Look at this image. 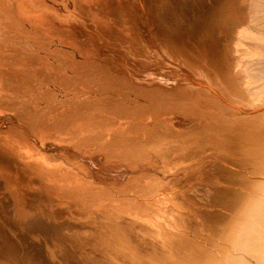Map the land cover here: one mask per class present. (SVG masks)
I'll return each instance as SVG.
<instances>
[{
	"label": "bare ground",
	"instance_id": "6f19581e",
	"mask_svg": "<svg viewBox=\"0 0 264 264\" xmlns=\"http://www.w3.org/2000/svg\"><path fill=\"white\" fill-rule=\"evenodd\" d=\"M166 2L0 0V264H264V0Z\"/></svg>",
	"mask_w": 264,
	"mask_h": 264
},
{
	"label": "rangeland",
	"instance_id": "374dc122",
	"mask_svg": "<svg viewBox=\"0 0 264 264\" xmlns=\"http://www.w3.org/2000/svg\"><path fill=\"white\" fill-rule=\"evenodd\" d=\"M174 0H167V2L166 3H168V6H169V8H173V6H174V4H175V6H176V3H174L173 2ZM193 1H200V0H193ZM173 2V3H172ZM172 5V6H171ZM73 8V10H71L72 11V13H73V11H74V13L73 14H75V16H76V14H77V16H78V18H80V14H81V12L79 11V9L78 8H76V7H72ZM70 9H71V7H70ZM75 11H76V13H75ZM78 12V13H77ZM161 12H163V10H161ZM85 13V12H84ZM82 15V19H84V21L87 23L88 21H89V23L88 24H94V21L92 22V18L90 17V15H88V14H81ZM75 16H73V18L72 17H69V20L68 21H70V22H73V21H76L78 18H76ZM89 17V18H88ZM72 18V19H71ZM91 18V19H90ZM75 19V20H74ZM87 19V20H86ZM116 19H118L117 17H115L114 15H111L110 16V18H109V20L112 22L113 20H116ZM186 24H187V22H185ZM129 36V34H127V37ZM128 39H129V37H128ZM141 40H143V38H141L140 40H139V43H138V47H139V49L140 50H153V51H155V52H157V53H159V54H164V53H166V54H168L169 53V50H167L166 48H164V47H162V46H160L159 44H155V43H152V44H148L147 43V41L146 40H144V42H140ZM136 42H137V40H136ZM140 46H142L143 48H140ZM147 46V47H146ZM135 50V49H134ZM80 84V85H79ZM78 85V87L80 86V88L81 87H83V86H81V83H78L77 84ZM53 86H54V88H55V90H57V88H58V86L57 85H55V84H53ZM73 87H77L76 86V84L75 85H72ZM63 88V87H62ZM85 89H87V87H84ZM60 88H58V92L60 91L59 90Z\"/></svg>",
	"mask_w": 264,
	"mask_h": 264
}]
</instances>
